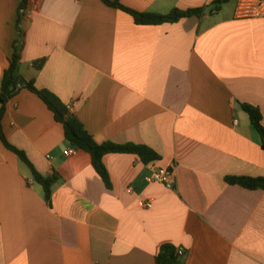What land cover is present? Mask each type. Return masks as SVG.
Returning <instances> with one entry per match:
<instances>
[{
  "label": "crops",
  "instance_id": "obj_1",
  "mask_svg": "<svg viewBox=\"0 0 264 264\" xmlns=\"http://www.w3.org/2000/svg\"><path fill=\"white\" fill-rule=\"evenodd\" d=\"M22 1L0 0V89ZM214 1L120 0L159 15L207 8L161 26L137 25L101 0L29 1L20 74L57 96L98 144L146 146L161 160L105 156L108 189L90 154L64 156V126L21 91L4 134L60 181L49 204L0 139V264H156L165 244L186 252L184 264H264V191L226 182L264 178L261 139L241 108L264 118V17L239 19L237 4L214 11ZM159 168H175L174 189L146 182Z\"/></svg>",
  "mask_w": 264,
  "mask_h": 264
},
{
  "label": "trees",
  "instance_id": "obj_2",
  "mask_svg": "<svg viewBox=\"0 0 264 264\" xmlns=\"http://www.w3.org/2000/svg\"><path fill=\"white\" fill-rule=\"evenodd\" d=\"M30 0H23L20 6V16L18 20V39L14 43V53L10 60V66L5 70L0 89V139L6 149L15 153L32 171L34 180L44 189L45 199L50 204L53 187L60 181L59 175L44 177L35 169L28 160L24 152L12 146L3 131V119L6 114V107L18 93L28 90L37 95L54 114L58 123L64 126L65 139L69 145L79 150L87 152L92 157V166L96 173L103 180L108 189L112 187L110 175L104 165V157L109 154H130L138 156L144 164L160 161L161 157L152 149L135 144L117 145L113 143L98 144L88 133L84 125L71 114L70 110L60 99L48 90H40L36 87L35 81L27 80L20 74L21 52L24 46V32L22 30V11H26ZM109 7L119 9L133 17L137 25L161 26L164 24H177L185 19L201 18L207 8H196L188 10L174 9L166 15L141 13L123 6L120 0H101ZM232 0H215L211 4V9L219 11L222 6ZM45 61L36 63V67L41 69ZM242 110L248 114L253 128L260 136L264 149V125L263 114L259 107L251 104H241ZM226 182L233 186H239L250 191H264V178L252 177H227ZM186 252L179 253V249L173 245L165 244L161 247L155 260L156 264H184Z\"/></svg>",
  "mask_w": 264,
  "mask_h": 264
},
{
  "label": "built area",
  "instance_id": "obj_3",
  "mask_svg": "<svg viewBox=\"0 0 264 264\" xmlns=\"http://www.w3.org/2000/svg\"><path fill=\"white\" fill-rule=\"evenodd\" d=\"M26 11H22L24 15ZM236 17L239 19L262 18L264 17V0H238ZM78 149L70 147L64 152V156H73ZM148 184H161L168 189H174L177 183L175 168H159L146 178ZM147 208H152L151 203L146 204ZM179 253H184L179 249Z\"/></svg>",
  "mask_w": 264,
  "mask_h": 264
},
{
  "label": "rangeland",
  "instance_id": "obj_4",
  "mask_svg": "<svg viewBox=\"0 0 264 264\" xmlns=\"http://www.w3.org/2000/svg\"><path fill=\"white\" fill-rule=\"evenodd\" d=\"M236 4H237L236 0H232L230 7L234 8V7H236Z\"/></svg>",
  "mask_w": 264,
  "mask_h": 264
}]
</instances>
